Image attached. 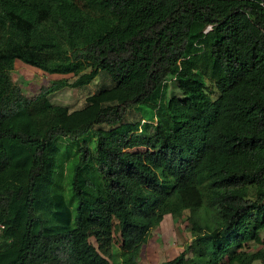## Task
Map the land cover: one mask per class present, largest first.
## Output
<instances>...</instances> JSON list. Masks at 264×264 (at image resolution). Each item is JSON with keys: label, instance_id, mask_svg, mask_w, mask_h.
Segmentation results:
<instances>
[{"label": "trees", "instance_id": "obj_1", "mask_svg": "<svg viewBox=\"0 0 264 264\" xmlns=\"http://www.w3.org/2000/svg\"><path fill=\"white\" fill-rule=\"evenodd\" d=\"M17 60L71 76L28 97ZM185 212L162 264H264V1L0 0V264H138Z\"/></svg>", "mask_w": 264, "mask_h": 264}, {"label": "rangeland", "instance_id": "obj_2", "mask_svg": "<svg viewBox=\"0 0 264 264\" xmlns=\"http://www.w3.org/2000/svg\"><path fill=\"white\" fill-rule=\"evenodd\" d=\"M11 77L26 96L34 97L39 93L41 87L47 86L52 80L68 78L70 75H49L17 60L15 61ZM113 85L110 78L101 72L87 86L75 89L65 88L51 94L48 98L53 104L68 107L69 110H77L86 104L85 100L88 96L102 89L111 88ZM143 108V105H141L137 108L138 111H129L126 120H139L143 116L147 117V119L150 118L151 121L147 120V122L156 123V117L151 116V111L143 110ZM93 140L94 138L92 137L90 143ZM125 150L138 158H143L149 152L148 149L137 146L132 138L126 144ZM188 215V212H185L178 221L170 215H165L163 220L151 230L147 243L142 247L138 264H162L171 260L182 250H186L191 241L189 223L186 219ZM261 237L264 238V231L261 233ZM260 249H263L261 245L252 243L246 248L249 252H256ZM186 256L190 257L191 253L188 251ZM118 264H121V262L118 261ZM253 264L262 263L261 261H256Z\"/></svg>", "mask_w": 264, "mask_h": 264}, {"label": "clouds", "instance_id": "obj_3", "mask_svg": "<svg viewBox=\"0 0 264 264\" xmlns=\"http://www.w3.org/2000/svg\"><path fill=\"white\" fill-rule=\"evenodd\" d=\"M26 65V64H25ZM27 66H29V65H27ZM30 67H32V66H30ZM34 68V67H33ZM37 69V68H36ZM39 70V69H38ZM41 71V70H40ZM43 72V71H42ZM47 74V73H46ZM62 76H66V75H62ZM71 76V75H70ZM67 78V77H66Z\"/></svg>", "mask_w": 264, "mask_h": 264}, {"label": "crops", "instance_id": "obj_4", "mask_svg": "<svg viewBox=\"0 0 264 264\" xmlns=\"http://www.w3.org/2000/svg\"><path fill=\"white\" fill-rule=\"evenodd\" d=\"M262 1H264V0H262Z\"/></svg>", "mask_w": 264, "mask_h": 264}]
</instances>
